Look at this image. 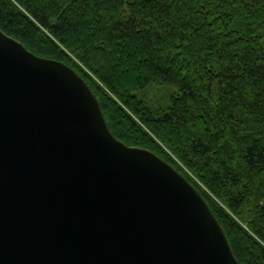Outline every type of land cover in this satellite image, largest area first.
<instances>
[{"label":"trees","instance_id":"1","mask_svg":"<svg viewBox=\"0 0 264 264\" xmlns=\"http://www.w3.org/2000/svg\"><path fill=\"white\" fill-rule=\"evenodd\" d=\"M0 29L78 72L113 135L197 188L239 264H264V0H0Z\"/></svg>","mask_w":264,"mask_h":264},{"label":"water","instance_id":"2","mask_svg":"<svg viewBox=\"0 0 264 264\" xmlns=\"http://www.w3.org/2000/svg\"><path fill=\"white\" fill-rule=\"evenodd\" d=\"M0 264H239L197 188L109 129L69 65L0 29Z\"/></svg>","mask_w":264,"mask_h":264},{"label":"rangeland","instance_id":"3","mask_svg":"<svg viewBox=\"0 0 264 264\" xmlns=\"http://www.w3.org/2000/svg\"><path fill=\"white\" fill-rule=\"evenodd\" d=\"M168 89H169V90H172L171 87H168ZM168 89H167V93H166V92H162L163 94L161 93V95L166 96V94H169V90H168Z\"/></svg>","mask_w":264,"mask_h":264}]
</instances>
